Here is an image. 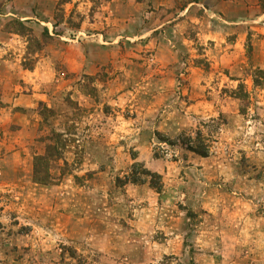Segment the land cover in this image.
Masks as SVG:
<instances>
[{"label":"rangeland","instance_id":"obj_1","mask_svg":"<svg viewBox=\"0 0 264 264\" xmlns=\"http://www.w3.org/2000/svg\"><path fill=\"white\" fill-rule=\"evenodd\" d=\"M0 264H264V0H0Z\"/></svg>","mask_w":264,"mask_h":264},{"label":"trees","instance_id":"obj_2","mask_svg":"<svg viewBox=\"0 0 264 264\" xmlns=\"http://www.w3.org/2000/svg\"><path fill=\"white\" fill-rule=\"evenodd\" d=\"M176 141L188 151L196 153L200 156H207L209 153V147H210L209 142L206 138H204V136L202 135L199 129H197L194 133L181 134L180 136L177 137ZM59 145L60 144L57 141L54 142V144H48L44 155L34 157L33 179L35 182L45 183L47 181L48 174H46L44 170H43L44 171L43 174H41L42 170H40L41 169L40 163L46 159L47 160L60 159V155H59L60 153L58 152V150L62 145L61 146ZM143 177L146 178L148 177V185L152 189H155L157 192L161 191L162 184H161L160 175H158L155 172H150L145 168L138 169L136 163L132 164L130 171L123 176V179L117 178L116 183L124 184L127 182H137L142 180Z\"/></svg>","mask_w":264,"mask_h":264}]
</instances>
